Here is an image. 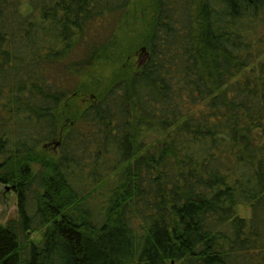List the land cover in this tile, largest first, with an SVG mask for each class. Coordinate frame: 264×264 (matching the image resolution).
<instances>
[{"label":"trees","instance_id":"trees-1","mask_svg":"<svg viewBox=\"0 0 264 264\" xmlns=\"http://www.w3.org/2000/svg\"><path fill=\"white\" fill-rule=\"evenodd\" d=\"M0 183V264H264V0H0Z\"/></svg>","mask_w":264,"mask_h":264},{"label":"rangeland","instance_id":"rangeland-1","mask_svg":"<svg viewBox=\"0 0 264 264\" xmlns=\"http://www.w3.org/2000/svg\"><path fill=\"white\" fill-rule=\"evenodd\" d=\"M137 58L141 59V56L138 55ZM34 166H35V171H37L39 165L34 164ZM80 172H81V175L78 176L80 180L77 184L80 190L88 191V190L93 189L96 186L95 185L96 183L93 182L92 184H87L86 183L87 174L85 170L80 171ZM92 178L93 179L95 178L93 174H92ZM37 183L38 182H36V184H34V187H33V190L36 188V192L40 190V188L37 187ZM34 193L35 192H32V195H34ZM94 194L95 196H92L90 198L91 199L90 205L95 211H98V209H100V206H102L103 198L101 197V194L100 195L98 194V192H95ZM239 208H240L241 214L249 216L250 214L249 209H245L244 206H240ZM17 216H18V198H17L16 192L14 193L9 185L0 183V224H5L8 220L15 218ZM42 231H43L42 229H39V230H36L34 233L31 232L30 233L31 238L39 239L41 237Z\"/></svg>","mask_w":264,"mask_h":264},{"label":"water","instance_id":"water-1","mask_svg":"<svg viewBox=\"0 0 264 264\" xmlns=\"http://www.w3.org/2000/svg\"><path fill=\"white\" fill-rule=\"evenodd\" d=\"M143 51H145V48H143ZM140 56H141V59L140 60H142L144 57L142 55H140ZM58 144H59V141L56 142V145H58ZM45 145H47V144H45Z\"/></svg>","mask_w":264,"mask_h":264},{"label":"flooded vegetation","instance_id":"flooded-vegetation-1","mask_svg":"<svg viewBox=\"0 0 264 264\" xmlns=\"http://www.w3.org/2000/svg\"><path fill=\"white\" fill-rule=\"evenodd\" d=\"M52 150H54L55 148H51ZM55 152L57 151V150H54ZM10 186V185H9ZM11 187V186H10ZM12 189V188H11ZM12 191L15 193V190H13L12 189ZM17 194V193H16ZM17 198H18V195H17Z\"/></svg>","mask_w":264,"mask_h":264}]
</instances>
